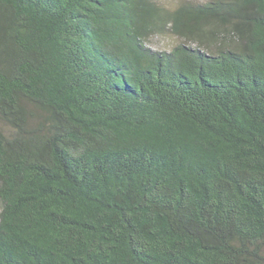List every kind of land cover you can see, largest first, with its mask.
<instances>
[{
  "label": "trees",
  "instance_id": "trees-1",
  "mask_svg": "<svg viewBox=\"0 0 264 264\" xmlns=\"http://www.w3.org/2000/svg\"><path fill=\"white\" fill-rule=\"evenodd\" d=\"M0 264H264V0H0Z\"/></svg>",
  "mask_w": 264,
  "mask_h": 264
},
{
  "label": "rangeland",
  "instance_id": "rangeland-1",
  "mask_svg": "<svg viewBox=\"0 0 264 264\" xmlns=\"http://www.w3.org/2000/svg\"><path fill=\"white\" fill-rule=\"evenodd\" d=\"M155 43L157 45L156 48H158V47H160V48H170L173 44L176 43V39H174L172 37H168V36L167 37L160 36V37L155 39Z\"/></svg>",
  "mask_w": 264,
  "mask_h": 264
}]
</instances>
